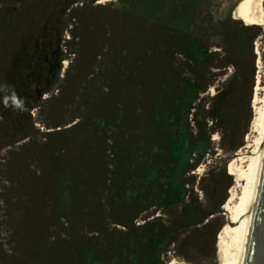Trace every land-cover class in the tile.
Instances as JSON below:
<instances>
[{"label": "rangeland", "instance_id": "374dc122", "mask_svg": "<svg viewBox=\"0 0 264 264\" xmlns=\"http://www.w3.org/2000/svg\"><path fill=\"white\" fill-rule=\"evenodd\" d=\"M239 1L199 0L182 24L147 0H0V264H82L86 249L107 264L127 230L118 221L158 216L180 233L162 264H219L224 204L243 183L229 164L254 139L255 86L264 85V25L239 19ZM190 36L208 50L201 64L185 48ZM182 82L198 83L188 122H206L210 137L190 172L201 208L114 203L155 113L177 115ZM222 200L213 218L186 224Z\"/></svg>", "mask_w": 264, "mask_h": 264}, {"label": "trees", "instance_id": "16d2710c", "mask_svg": "<svg viewBox=\"0 0 264 264\" xmlns=\"http://www.w3.org/2000/svg\"><path fill=\"white\" fill-rule=\"evenodd\" d=\"M152 6L168 8L169 11H177L176 16L181 18L182 24L186 23L199 0H147ZM162 7V8H163ZM159 8V7H158ZM161 8V7H160ZM164 9V8H163ZM160 10V9H158ZM181 44H179L180 46ZM185 48L189 56L197 63H202L209 55L208 50L203 48L199 42L190 36L185 43ZM198 83L182 82L184 94L179 95L177 104V115L174 116L169 111L161 109L155 113V126L149 128L148 135L140 143V148L133 165V171L128 178L121 193L113 197V202L132 201L142 209L150 206L159 208L178 207L187 213L191 209L201 208L200 202L194 192L195 174L191 173L202 161L208 152L209 132L201 135L205 131L207 123L201 128L199 125L194 129L188 122L191 109H194V102L199 99ZM220 95L214 94L213 99H219ZM209 128L213 130L214 122L218 120V110L211 107L208 111ZM152 133V134H151ZM162 133L165 146L159 141V134ZM136 158V157H135ZM61 203L65 204L69 200L68 189H64L61 194ZM219 203H211L204 209L200 221H186L187 225H197L207 219L214 217L220 212ZM148 217V216H147ZM161 216L145 220L142 224L135 225L132 222L118 221L126 227V231H121V235L113 240V248L119 249L118 254L111 257L107 264H140L149 262L151 264H162L160 257L167 250V247L177 242L180 235L171 223L160 221ZM210 219L207 220L209 222ZM82 264H102V260L97 259L91 249L85 250ZM153 253L154 258H148ZM104 263V262H103Z\"/></svg>", "mask_w": 264, "mask_h": 264}, {"label": "bare ground", "instance_id": "6f19581e", "mask_svg": "<svg viewBox=\"0 0 264 264\" xmlns=\"http://www.w3.org/2000/svg\"><path fill=\"white\" fill-rule=\"evenodd\" d=\"M103 1L107 0H98L101 3ZM236 14L247 24L262 26L264 0H240ZM261 84L257 82L253 99V104L260 102V106H256L255 118L251 123V131L255 133L254 139H250L251 142L247 141L244 145L248 152L238 157L239 159H232L229 164V173L236 175V180H241L243 183L240 191L237 194L233 192L224 204L230 220L218 234L219 264H242L246 255L248 234L257 198V185L264 161V85ZM260 89L263 91V96L258 98L257 91ZM235 161H239V164L234 165Z\"/></svg>", "mask_w": 264, "mask_h": 264}, {"label": "water", "instance_id": "95a60500", "mask_svg": "<svg viewBox=\"0 0 264 264\" xmlns=\"http://www.w3.org/2000/svg\"><path fill=\"white\" fill-rule=\"evenodd\" d=\"M242 264H264V161L257 185V198L248 234L246 255Z\"/></svg>", "mask_w": 264, "mask_h": 264}, {"label": "flooded vegetation", "instance_id": "af4514ba", "mask_svg": "<svg viewBox=\"0 0 264 264\" xmlns=\"http://www.w3.org/2000/svg\"><path fill=\"white\" fill-rule=\"evenodd\" d=\"M52 52H54V54L58 57H60V53H59V51L57 50V49H54V51H52ZM54 65V64H53ZM54 70V66H51V68H50V72H52Z\"/></svg>", "mask_w": 264, "mask_h": 264}]
</instances>
